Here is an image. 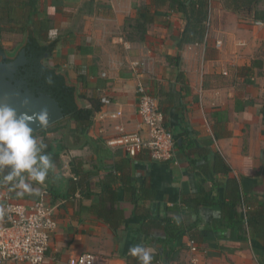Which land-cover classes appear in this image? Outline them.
Returning <instances> with one entry per match:
<instances>
[{
	"label": "crops",
	"instance_id": "1",
	"mask_svg": "<svg viewBox=\"0 0 264 264\" xmlns=\"http://www.w3.org/2000/svg\"><path fill=\"white\" fill-rule=\"evenodd\" d=\"M36 4L35 26L44 39L39 43L53 45L47 64L75 86L83 98L80 105L90 97L110 100L96 113L86 138L77 141V146L70 132L73 121L59 131L35 132L38 141L44 136L62 140L58 144H62L58 146L60 163H54L55 170L45 184L33 183L38 195H17L18 189L3 182L6 170L0 172V200L8 191L12 198L30 203L45 192L47 202L54 206L57 225L42 264H67L70 256L83 252L102 255L108 264H126L129 248L138 243L159 254L156 264H163V233L136 231L141 220L133 216V205L122 191L124 224L115 232L89 210L91 199H84L78 191L63 196L70 190L69 161L74 157L82 161L84 170L95 173L91 180L109 172L129 174L131 182L150 188L153 197L143 205L152 215L197 221L203 235L197 252L201 264H260L258 240L213 230L212 223L219 217L216 207L200 206L194 213L180 205V198L183 193L212 187L210 198L220 200L227 177L239 181L250 202L264 195V117L260 111L264 103V26L226 9L222 0H211L204 41L178 46L185 20L168 3L158 8L153 0H37ZM143 7L156 12L139 29ZM2 37L6 54L20 39L17 33L4 32ZM254 61L257 66L246 72ZM139 83L165 109L164 124L176 142H191L190 150L184 152L178 143L174 159L156 161L146 153L131 157L121 149L107 148L105 140L114 135L115 121L101 114L119 108L126 130H142L136 111ZM205 149L223 157L230 168L228 174L203 173L190 166L185 153L203 164ZM207 159L210 162L211 156ZM188 241V235L181 238L186 247ZM189 256L188 248L181 249L173 262L185 263Z\"/></svg>",
	"mask_w": 264,
	"mask_h": 264
},
{
	"label": "trees",
	"instance_id": "2",
	"mask_svg": "<svg viewBox=\"0 0 264 264\" xmlns=\"http://www.w3.org/2000/svg\"><path fill=\"white\" fill-rule=\"evenodd\" d=\"M222 1L226 9L248 17L251 22H264V0ZM36 3L37 0H0V42L4 32L8 35L17 33L20 36L13 50L7 53L9 57L14 56L28 38H35L38 42L44 40L41 30L35 26ZM167 3L171 8L179 11L185 20L184 27L177 40L178 46L203 42L207 32L209 0H153L156 8ZM155 12H152L149 7L141 8L138 16V28L144 29V24L153 20ZM253 66H257L255 61L250 67L245 69L246 72L249 73ZM76 98L78 101L83 99L77 93ZM100 98H86L84 105H80L67 116L38 131L42 134L49 131H59L67 127L70 121H73L74 128L70 132L73 138V145L77 146V141L86 138L96 113L100 111L103 105ZM161 109V111L165 112L163 107ZM260 111L264 117V103ZM43 142L47 145L46 151L51 156L53 163L59 164L60 149L58 146H62V144H58L62 140L59 139L57 141L44 136ZM176 145H178L177 142ZM191 146V142H185L184 140L178 145L184 152L190 150ZM205 150L206 152L201 155L206 160L203 164H198L197 160L199 159L191 157L192 155L187 154V152L185 153L186 159L191 164L190 166L203 173H211L213 175L228 174L230 168L223 157L218 152ZM210 156L211 161L208 162L207 158ZM69 165L72 174L69 180L70 190L63 196L78 191L79 195L84 199H91L88 205L89 210L115 232L124 224V212L120 206L121 197L119 195L120 191H122L125 199L133 205V216H138L141 220L136 231L149 234L154 230H160L163 233V237L160 238L161 245L164 247L163 264H184L173 262L177 259L178 252L181 249L188 248L181 242V238L184 235H188L189 240H193L199 246L203 235L202 230L197 228V221L185 223L181 217L152 215L144 207L143 201L152 198L153 191L150 188L141 187L131 182L129 174L109 172L102 178L91 180L92 175L95 173L84 170L80 159L71 158ZM116 182L119 183L117 187L115 186ZM211 189L212 187H202L195 194L183 193L180 198V205L185 206L194 213H197L200 206L216 207L219 211V217L212 223L213 230L218 232H236L238 237L258 240L262 248V253L258 256V262L264 264V195L260 200H255V203L250 202L242 194L239 181L235 177L226 178L223 185V195L220 200L210 198L209 192ZM153 256V264L160 261L159 254L154 253ZM125 260L126 264H139L138 260L129 253L125 256Z\"/></svg>",
	"mask_w": 264,
	"mask_h": 264
},
{
	"label": "built area",
	"instance_id": "3",
	"mask_svg": "<svg viewBox=\"0 0 264 264\" xmlns=\"http://www.w3.org/2000/svg\"><path fill=\"white\" fill-rule=\"evenodd\" d=\"M211 0H209L210 2ZM264 26L263 21L255 22ZM208 26V21H207ZM218 41L216 45H219ZM102 104L110 100L101 97ZM136 111L140 117L142 130L128 131L122 122L123 112L116 109L101 114V118L114 120V135L105 140L111 150L121 149L126 155L135 157L146 153L156 161H170L175 157L176 140L164 124V114L156 98L142 83L136 87ZM54 206L46 200L45 192L30 202L14 199L5 192L0 200V264H42L52 232L56 228ZM190 256L184 264H201L197 255L198 245L189 240ZM67 264H108L106 257L91 252L72 255Z\"/></svg>",
	"mask_w": 264,
	"mask_h": 264
},
{
	"label": "water",
	"instance_id": "4",
	"mask_svg": "<svg viewBox=\"0 0 264 264\" xmlns=\"http://www.w3.org/2000/svg\"><path fill=\"white\" fill-rule=\"evenodd\" d=\"M52 48V44H40L35 38H28L15 55L9 57L0 43V103L30 113L46 109L47 126L80 106L75 86L68 83L63 73L47 64ZM40 129L36 127L34 132Z\"/></svg>",
	"mask_w": 264,
	"mask_h": 264
},
{
	"label": "clouds",
	"instance_id": "5",
	"mask_svg": "<svg viewBox=\"0 0 264 264\" xmlns=\"http://www.w3.org/2000/svg\"><path fill=\"white\" fill-rule=\"evenodd\" d=\"M26 104V101L24 102ZM46 109L38 112L19 111L7 103H0V172L3 182L18 189L17 195L36 194L33 183L43 185L55 170L47 145L37 139L34 128L47 127ZM139 264H153V251L142 243L128 250Z\"/></svg>",
	"mask_w": 264,
	"mask_h": 264
}]
</instances>
